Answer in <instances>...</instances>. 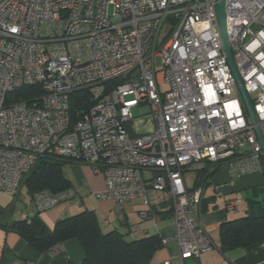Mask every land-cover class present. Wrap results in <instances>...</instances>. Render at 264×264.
<instances>
[{"label": "built area", "instance_id": "1", "mask_svg": "<svg viewBox=\"0 0 264 264\" xmlns=\"http://www.w3.org/2000/svg\"><path fill=\"white\" fill-rule=\"evenodd\" d=\"M218 1L0 0V191L14 194L46 154L88 164L103 176L98 200L137 198L141 219H154L153 205L167 201L178 264H201L214 243L198 218L203 186L187 187L184 171L203 161L227 167L230 177L264 169L256 124L222 51ZM224 12L264 139V0H224ZM35 84L40 96L7 100ZM76 92L83 108L72 119ZM62 201L79 198L74 189L35 192L33 212L20 217ZM62 250L57 243L45 252Z\"/></svg>", "mask_w": 264, "mask_h": 264}, {"label": "crops", "instance_id": "2", "mask_svg": "<svg viewBox=\"0 0 264 264\" xmlns=\"http://www.w3.org/2000/svg\"><path fill=\"white\" fill-rule=\"evenodd\" d=\"M200 162L187 168L184 173V183L187 187L195 182L203 186L198 207V218L207 234L214 243L211 251L204 253L205 260L217 261V264H260L264 263V240L244 248H234L222 253L219 249L218 226L225 219H233L244 215L247 199L256 198L258 189L264 187V171L230 177L228 168L218 166L212 173L213 163ZM204 171V172H203ZM198 172V173H197ZM63 173L71 181L72 188L79 198L77 203L59 202L46 210L38 212L45 225L52 229L54 223L66 215L77 213L85 208L94 211L100 229L103 232L116 229L126 239H136L156 233L163 245L153 254L150 264H163L171 261L178 264L177 244L173 237L174 225L169 214H157L154 219H141L138 215L143 208L140 200L134 198L121 204L112 200H98L93 192L103 187V176L94 173L88 164L80 162L66 163ZM189 173L190 176L186 177ZM216 188H214V186ZM19 185L14 194L0 191V264H79L83 251L76 239L62 242L63 250L56 255L39 251L19 235L12 227L14 221L20 220V213L33 212L30 197L22 196ZM251 187L252 197L239 194V191ZM238 199L235 209H227L226 203ZM89 203L86 206L85 202ZM158 204H155L157 207ZM202 261V260H201Z\"/></svg>", "mask_w": 264, "mask_h": 264}, {"label": "trees", "instance_id": "3", "mask_svg": "<svg viewBox=\"0 0 264 264\" xmlns=\"http://www.w3.org/2000/svg\"><path fill=\"white\" fill-rule=\"evenodd\" d=\"M41 94L42 89L39 85H25L8 93L6 98L31 101ZM82 108L81 96L77 92L72 93L70 96L72 119ZM41 160L44 163L38 169L32 172L35 164L21 176L19 185H24L28 194L43 190L55 194L73 189L71 181L63 173V166L75 161L55 154H46ZM208 163L205 162L204 171ZM218 166L212 165L208 174H212ZM196 185L199 184L195 182L194 186ZM247 202L244 215L225 219L218 226L219 249L222 253L264 240V196L261 199L249 198ZM153 212L169 214V203L165 200L160 201L157 207L153 205ZM11 227L33 247L44 252L57 243L76 239L83 251V258L79 264H150L155 251L163 245L161 237L156 233L126 239L116 229L103 232L94 211L87 208L63 216L54 223L52 229L45 225L38 216V211L28 219L14 221ZM184 264L197 262L189 257L184 260Z\"/></svg>", "mask_w": 264, "mask_h": 264}, {"label": "water", "instance_id": "4", "mask_svg": "<svg viewBox=\"0 0 264 264\" xmlns=\"http://www.w3.org/2000/svg\"><path fill=\"white\" fill-rule=\"evenodd\" d=\"M214 9H215V17H216V22H217V27H218V31H219V36H220V41H221V45H222V51L226 57L227 63L230 67V70L233 74V77L235 79V84L237 87V90L240 94V97L242 99L245 111L247 113V115L249 116L251 122L255 125V133L257 136V139L259 141L260 147H261V155H262V161L264 164V139L260 133V129L259 126L257 125V118L254 112V109L252 107L251 101L249 100V97L246 93V91L244 90L242 81L240 79V76L238 74L237 68L235 66L233 57H232V53L229 47V44L227 42V37H226V27H225V12H224V0H219L218 2L215 3L214 5ZM44 161L40 160L34 167V169L32 170V172L35 169H38L41 164H43Z\"/></svg>", "mask_w": 264, "mask_h": 264}, {"label": "rangeland", "instance_id": "5", "mask_svg": "<svg viewBox=\"0 0 264 264\" xmlns=\"http://www.w3.org/2000/svg\"><path fill=\"white\" fill-rule=\"evenodd\" d=\"M161 64L160 62V57L159 56H156L155 59H154V65L155 67H159ZM166 87V86H164ZM133 112V115L136 116L137 118H140V119H144L146 120L147 119V115H140L137 111L136 108H133L132 110ZM190 176L189 173L187 174L186 177ZM22 196L26 197L25 195H28L27 194V191H26V187L23 185L22 188H21V193H20ZM239 194L242 195V196H246V197H252L253 196V190L251 187H247L246 189H242L241 191H239ZM264 196V187L262 188H259L258 189V193H257V199H261L262 197ZM86 206L89 205V203H87V201L85 202ZM244 214V213H243ZM201 264H217V261H213V262H210L209 259L208 260H205V256H203L201 258ZM260 264H264V263H260Z\"/></svg>", "mask_w": 264, "mask_h": 264}]
</instances>
